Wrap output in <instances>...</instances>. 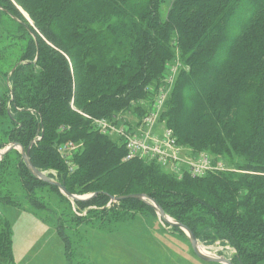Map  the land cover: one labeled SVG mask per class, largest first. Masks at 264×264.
<instances>
[{"label": "rangeland", "instance_id": "1", "mask_svg": "<svg viewBox=\"0 0 264 264\" xmlns=\"http://www.w3.org/2000/svg\"><path fill=\"white\" fill-rule=\"evenodd\" d=\"M185 1L0 0V153L11 146L0 156V264H222L199 259L188 233L169 226L144 201L78 203L34 178L23 158L30 145L29 158L31 153L53 180L65 179L72 194L87 197L104 186L111 187L113 196L143 190L164 202L171 220L190 225L212 256L233 264H264V56L258 58L264 50L259 37L264 13L254 25L253 0H216L212 13L226 19L215 29L224 23L225 32L216 48L190 61L193 50L185 53L184 43L191 34H184L179 19ZM210 17L211 12V26L216 19ZM33 39L48 63L59 65L54 52L66 61L71 77L66 105L84 121L81 127L118 151L107 180L103 174L82 175L76 161L85 140L69 134L72 126L56 125L54 153L49 154L37 146L43 117L39 106L31 108L29 129L10 119L8 111L22 123L10 102L9 72L21 60L30 62L33 51L27 46ZM194 61L197 68L191 66ZM34 65L33 73L43 71L38 61ZM216 72L226 76L228 86L208 82ZM239 78L245 83H233ZM133 86L130 100H104ZM218 88L226 91L217 93ZM160 93L165 100L157 129L176 134L180 160L166 166L141 159L125 163L122 144L101 133L97 121L133 128ZM213 96L220 99L213 102ZM210 97L211 105L206 104ZM97 100L113 106L99 113ZM222 105L228 109L216 113ZM184 121L191 138L178 130ZM192 163L200 165L198 172ZM216 226L235 231L242 226L248 232L218 234Z\"/></svg>", "mask_w": 264, "mask_h": 264}, {"label": "trees", "instance_id": "2", "mask_svg": "<svg viewBox=\"0 0 264 264\" xmlns=\"http://www.w3.org/2000/svg\"><path fill=\"white\" fill-rule=\"evenodd\" d=\"M209 1L210 0H188V1L183 2L182 4V10H181L179 19L183 21L181 29L184 30V34H189V35L191 34L189 42L187 44L184 43L185 53H188L191 50H193L191 53V56L189 57L190 61L193 59L194 60L199 59V57L203 54L202 52H204L205 50L207 51L208 49L212 50L213 48H216L218 42L222 38L225 32V29H226V24L224 23L222 25H219L218 29H215L218 26V24L221 23L223 17H224V21L226 17L224 15L220 16L218 12L212 13L211 11L213 9L212 7L217 2L216 0H214L212 3H209ZM1 8H2L1 9L2 11H5L4 7L1 6ZM252 8H253L251 10L252 15L254 16V19L256 21L254 25H258L261 23V21H263L261 15L264 13V0H253ZM221 10L222 9H219V12ZM210 12H211L210 18H212L211 20L213 21L216 19V22H212L211 26L209 25L210 22H208L209 18L207 19ZM22 26L29 33L30 36L34 35V32L31 29L28 30L24 25ZM210 29L213 30L212 35L208 34ZM260 29L263 30V27H260ZM259 37L264 42V32H261L259 34ZM29 46H31L30 49L32 48V51H33V56L30 62L27 63L25 60H21L20 62H18L19 64L16 66L14 71L8 76V78L10 77V79L13 78L12 93L14 94V98L10 99V102L12 103V106H13V113L15 115L18 114L19 117L22 118V123L19 121L17 117L11 114V111H8L10 119L14 121L16 124H19L20 127H23L24 130L25 128L29 129L31 108L32 107L37 108V106H39L38 107L39 111H41V114L43 117L41 118V121L38 122V128L40 132L42 133H41V139L37 141L38 142L37 146L41 147V149L47 151L49 154L54 153L52 144L54 141L53 139L56 135L55 134L56 125L61 124V125H64L65 127L72 126L73 129L69 134H73L72 136L73 138H77L80 136L85 140L84 152L81 154L79 159L76 161L78 162V165L81 166L82 168V175L86 179L87 178L91 179L93 177H96L99 174H103V177L106 179V177L110 176L113 170V167H112L113 164L111 163V160L117 155L118 151L114 149L112 144L109 141H107L106 138L99 136L95 133H87L86 129L81 127L82 125L85 126L84 121L80 118H76V116H74V114H72L71 111L68 109V106L66 104L70 100L68 93L70 92V89H71V77H70V71H69L66 61L64 60V58H62V56H59L58 54H56V52H54L55 54L53 56L52 55H49V56L50 57L52 56L55 59H58L60 61L59 65L55 66V65L48 63L43 53L41 54V51H40L41 46L39 47L38 39H33L31 42V45ZM262 56H264V50L262 53L258 55V58ZM37 61H38V64L40 63V65L42 66L43 71L40 70L37 74H35L32 72L31 68L35 66L34 64ZM195 65L197 68L198 65L195 61L194 63H191V66L194 68H195ZM143 75L144 77H146V73H144ZM251 76H252V73H251ZM225 77L226 76L223 77L222 75V77L219 78V72H216V74L209 77L208 82H210L211 85H213L214 83L220 80L221 81L219 83L220 85L228 86L229 81H225ZM233 81H234L233 83H239L241 85L245 83V82L243 83L244 80L243 79L241 80L240 78L239 80L234 79ZM136 88L137 86H133V87H130L129 89H124L123 91H120L119 93L110 94L108 96H105L104 100L107 101L111 99H115V100L122 99L123 102L126 101V99L130 100L132 96L129 94H132V92H134ZM225 91L226 90L224 89L218 88L216 92L221 93ZM180 92H181V89L177 90V95L175 96H178ZM19 93L22 96L19 95ZM225 94L227 95V92ZM212 98H213V102L216 99L217 100L220 99V97H217L215 99L214 96ZM20 101H23V103L21 104ZM207 102L210 105L212 104L211 97L207 99L206 104ZM96 104L98 105L100 109H102L101 111H99V113L102 112V114L108 113L109 108L113 106L112 102L106 103V102H101V100H97ZM224 106L228 107L227 101H224ZM224 106L222 105L220 107V109L222 110L221 111L219 110L216 113H219V112L221 113L222 111H225L228 109V108H225ZM174 108H175L174 112L178 114L180 111L179 108H176V107ZM206 114L214 115L213 113H210V112H207ZM220 116H222V114ZM171 120H175L174 115H172ZM255 120H258V119L255 118ZM261 120L263 122L261 127L264 128V119L262 116H261ZM186 121H184L181 124L182 128L178 126V130L181 134H185L186 137L191 138V135H190L191 133L186 134V127H183ZM33 140L35 141V139H31L29 141V144ZM260 143L262 144V142ZM123 153H125V151ZM30 161L36 168H38L39 170L41 169L38 162L33 157H31V153H30ZM134 162L139 163L140 161L138 160L125 161V163H134ZM132 175L136 176V174H132ZM136 177H139V176H136ZM245 177H244L245 185H247V187L252 190L250 183L247 181V178ZM60 183H62L66 187V189L72 193V190L70 189V185L65 181V179H62ZM101 189L102 191H95V192H98L99 194L97 193L98 195H95L92 198V200L101 198L102 200H101L100 205H103L104 203L108 201L109 195H113L112 194L113 192L111 191V187L109 186H104V188H101ZM142 191L143 190H138V191L131 190L130 192L131 193H141ZM152 198L158 203V205L167 214L166 206L164 202L160 199L158 200L157 198H154V197ZM125 200H139V199H125ZM189 200H193V198H189ZM79 202H87V201H78V203ZM144 204L153 210V208L150 205L146 203ZM178 222L188 226L194 232L197 239L199 240L198 235L195 233L194 229L190 225L182 221H178ZM226 224L228 225L227 222ZM216 227L219 229L218 226ZM243 230L248 232V229H245L242 226H238L236 228V231L234 228L233 229L231 228L230 229H225V228L219 229L218 234H226V235L233 236V234L239 233L240 231H243Z\"/></svg>", "mask_w": 264, "mask_h": 264}, {"label": "built area", "instance_id": "3", "mask_svg": "<svg viewBox=\"0 0 264 264\" xmlns=\"http://www.w3.org/2000/svg\"><path fill=\"white\" fill-rule=\"evenodd\" d=\"M165 100L163 93L158 94L151 102L152 105L146 110L144 116L138 123L130 128L124 124L112 126L109 123L98 120L101 133L115 137L124 148V161L141 159L156 163L160 166L172 165V162L180 160L179 147L173 132L164 128L157 129L158 117ZM205 165V161L203 163ZM195 172L200 170V165L192 163Z\"/></svg>", "mask_w": 264, "mask_h": 264}, {"label": "water", "instance_id": "4", "mask_svg": "<svg viewBox=\"0 0 264 264\" xmlns=\"http://www.w3.org/2000/svg\"><path fill=\"white\" fill-rule=\"evenodd\" d=\"M17 20V19H16ZM19 21V20H17ZM23 24V23H22ZM27 29L28 26H26L25 24H23ZM37 56V54H36ZM36 60V58H35ZM19 63H17L12 70L10 71L9 74H11L14 69L16 68V66ZM34 143V140L31 142V144ZM31 146V145H30ZM30 146L24 151L23 154V158H24V162L26 167L29 168V170L32 172V174L37 177L38 179L45 181L47 183L53 184L55 186H57L67 197L73 199L74 201H88L90 199H92L95 195H97L98 192H94L91 195L87 196V197H80L77 196L75 194H72L71 192H69L66 187L62 184L59 183L55 180H53L51 177H49L47 174H45L43 171L39 170L38 168H36L30 161L29 158V149ZM11 148V146L8 147V150ZM110 200L112 201H117V200H124V199H139L142 200L144 202H146L148 205H150L156 212V214L159 216L160 219H162L165 223H167L169 226L172 227H178L184 231H186L188 233V238L190 240V245L192 247V250L194 252V254L201 260L206 261V262H214V263H222V264H233L230 260L223 258V257H219V256H212V255H206L204 253H202L198 246H199V242L198 239L196 237V235L194 234V232L186 225L175 221V220H170L167 216V214L163 211V209L158 205V203L151 198L150 196L146 195V194H142V193H132V194H128V195H122V196H113V195H109Z\"/></svg>", "mask_w": 264, "mask_h": 264}, {"label": "bare ground", "instance_id": "5", "mask_svg": "<svg viewBox=\"0 0 264 264\" xmlns=\"http://www.w3.org/2000/svg\"><path fill=\"white\" fill-rule=\"evenodd\" d=\"M8 147H9V146H8ZM8 147H7L3 152L0 153V154H1L0 156H3V155L6 153ZM168 218H169V217H168ZM169 219L171 220V218H169ZM198 248H199V250H200L202 253H204V254H206V255H212V253H213V252H211L209 249L203 247V246L200 245V244H199Z\"/></svg>", "mask_w": 264, "mask_h": 264}, {"label": "flooded vegetation", "instance_id": "6", "mask_svg": "<svg viewBox=\"0 0 264 264\" xmlns=\"http://www.w3.org/2000/svg\"><path fill=\"white\" fill-rule=\"evenodd\" d=\"M16 20V19H15ZM23 25V24H22ZM29 28V27H28ZM28 30H30V29H28ZM27 49H29V44H28V46H27ZM39 55V54H38ZM12 70V69H11ZM10 93H11V99H13L14 98V94L12 93V89H10Z\"/></svg>", "mask_w": 264, "mask_h": 264}]
</instances>
